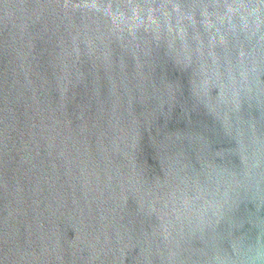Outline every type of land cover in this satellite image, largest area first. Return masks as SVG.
I'll use <instances>...</instances> for the list:
<instances>
[{
	"label": "water",
	"instance_id": "95a60500",
	"mask_svg": "<svg viewBox=\"0 0 264 264\" xmlns=\"http://www.w3.org/2000/svg\"><path fill=\"white\" fill-rule=\"evenodd\" d=\"M0 264H264V0H0Z\"/></svg>",
	"mask_w": 264,
	"mask_h": 264
}]
</instances>
